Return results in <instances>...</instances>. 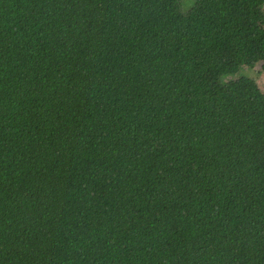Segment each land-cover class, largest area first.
<instances>
[{"label": "trees", "instance_id": "16d2710c", "mask_svg": "<svg viewBox=\"0 0 264 264\" xmlns=\"http://www.w3.org/2000/svg\"><path fill=\"white\" fill-rule=\"evenodd\" d=\"M264 0H0V264H264Z\"/></svg>", "mask_w": 264, "mask_h": 264}, {"label": "rangeland", "instance_id": "374dc122", "mask_svg": "<svg viewBox=\"0 0 264 264\" xmlns=\"http://www.w3.org/2000/svg\"><path fill=\"white\" fill-rule=\"evenodd\" d=\"M197 0H181L182 10L187 12L189 11L196 3ZM260 26L264 29V18L260 20ZM248 71L250 76H252L258 87L264 93V70L261 68V65H257L255 68L249 69L246 68L245 71Z\"/></svg>", "mask_w": 264, "mask_h": 264}]
</instances>
